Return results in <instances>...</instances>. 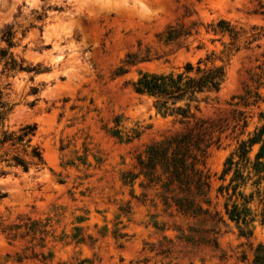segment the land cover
<instances>
[{"label":"rangeland","instance_id":"1","mask_svg":"<svg viewBox=\"0 0 264 264\" xmlns=\"http://www.w3.org/2000/svg\"><path fill=\"white\" fill-rule=\"evenodd\" d=\"M220 20L251 36L264 29V0H0V51L42 70L11 72L0 62V88L14 106L7 126L36 125L32 146L45 160L27 173L0 161V264H258L257 200L253 235L241 236L229 220L202 223L166 210L143 178L123 181L138 172L147 146L182 130L132 84L142 72H177L209 57L225 67L226 81L199 114L216 126L201 168L211 176L213 208L223 211L225 162L264 113V39L230 56V37L213 31ZM171 27L181 38L165 42ZM131 54L136 64L118 75ZM25 222L38 224L37 233L22 237V228L10 241L1 231Z\"/></svg>","mask_w":264,"mask_h":264},{"label":"trees","instance_id":"2","mask_svg":"<svg viewBox=\"0 0 264 264\" xmlns=\"http://www.w3.org/2000/svg\"><path fill=\"white\" fill-rule=\"evenodd\" d=\"M213 31L230 37L231 42L225 46L230 56L240 52L243 46L249 48L254 42L264 39L263 28H252L253 34L248 36L245 30L237 29L225 20H220ZM181 35L171 27L164 34L165 42H176ZM13 39L11 31L2 33V40L9 48L14 46ZM4 60V70L42 73L40 67L31 68L23 61L17 62L8 49L0 51V62ZM136 62V55H128L118 75L126 74V67H132ZM225 81V67L217 66L209 57L200 59L196 64L187 63L177 72L140 73L132 84L134 92L153 98L158 114L174 118L182 130L147 146L137 159L138 172L126 173L123 181L125 185L134 186L137 180L143 178V189L158 187L159 199L166 210L174 209L182 217L202 223L221 225L229 220L240 227L241 236H252L250 226L258 217L252 208L256 200L263 207L261 215L264 217V113L260 114V126L240 143L225 162L219 178L223 185L218 189V194L225 200L222 212L212 206L211 176L201 168L207 150L214 144L216 126L201 119L199 114L203 106L211 103L221 92ZM34 92L38 93V89ZM256 97L259 99L258 95ZM13 108L0 88V161L25 173L29 172L31 165L40 170L45 166V160L41 150L32 146L37 126L23 125L18 129L7 126ZM113 134L121 138L119 132ZM256 147L258 150L253 156ZM6 175L1 172V176ZM249 187L251 191L247 192ZM4 197L6 194L0 193V200ZM37 225L25 222L19 226L4 227L1 231L10 241H15L19 236L15 231L23 228L21 236L25 237L27 233L36 234ZM40 233L47 232L42 230ZM257 252L256 263L264 264V246L260 245Z\"/></svg>","mask_w":264,"mask_h":264},{"label":"bare ground","instance_id":"3","mask_svg":"<svg viewBox=\"0 0 264 264\" xmlns=\"http://www.w3.org/2000/svg\"><path fill=\"white\" fill-rule=\"evenodd\" d=\"M142 12V11H141ZM143 13V12H142Z\"/></svg>","mask_w":264,"mask_h":264}]
</instances>
